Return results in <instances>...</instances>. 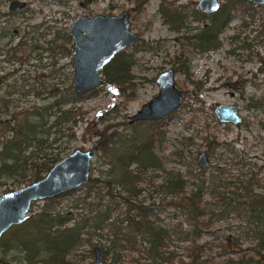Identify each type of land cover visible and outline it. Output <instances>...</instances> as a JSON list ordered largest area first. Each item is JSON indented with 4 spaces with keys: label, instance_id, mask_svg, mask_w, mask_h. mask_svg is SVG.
I'll list each match as a JSON object with an SVG mask.
<instances>
[{
    "label": "trees",
    "instance_id": "obj_1",
    "mask_svg": "<svg viewBox=\"0 0 264 264\" xmlns=\"http://www.w3.org/2000/svg\"><path fill=\"white\" fill-rule=\"evenodd\" d=\"M231 11L221 7L213 15L215 39L232 20ZM162 14L170 29L177 31V12ZM58 38L62 43L57 46ZM28 39L20 36L14 45L12 38L9 44L2 43L0 55L4 53L8 63H24L41 49ZM52 41L53 52L57 46L63 56H70L73 46L67 33ZM134 63L133 53L119 52L102 70L103 83L126 90ZM184 63L175 71L188 74ZM7 75H0V187L9 180L19 186L39 180L63 158L61 143L74 138L71 126L83 116L77 104L95 91L75 93L70 75L60 83L39 82L36 87L5 85ZM28 95L32 102L21 107V99ZM168 118L140 122L148 124L144 132L101 134L97 146L106 154L107 168L100 176L91 172L81 186L84 192L73 197L67 208H58L56 200L76 189L43 200L38 212L11 227L0 238V264H79L92 255L94 246L99 247L104 264H264V179L254 165L246 173L237 167L242 159L232 142L204 136L207 155L217 156L223 167L207 172L196 166L198 174L188 172L187 177L179 170L165 171L158 181L154 173L165 170L158 152L164 150ZM190 163L195 166L194 156ZM234 166L239 170L236 175L229 173ZM145 189L157 193V203L156 198L145 203L141 197ZM222 222L235 229H215ZM208 235L212 238H205Z\"/></svg>",
    "mask_w": 264,
    "mask_h": 264
},
{
    "label": "rangeland",
    "instance_id": "obj_2",
    "mask_svg": "<svg viewBox=\"0 0 264 264\" xmlns=\"http://www.w3.org/2000/svg\"><path fill=\"white\" fill-rule=\"evenodd\" d=\"M10 1L0 0V29L18 32L12 37L11 45L16 44L20 36H25V40L34 38L28 39L27 42L38 43L41 49L34 52L24 63H8L5 54L2 53L0 73L9 74L5 79V85L25 83L26 87H36L39 82L46 85L60 83L69 75L71 79L73 74L71 54L63 56L61 49L57 47L62 43L61 38L57 39V46L53 52L50 49L54 44L53 38L67 33L68 27L77 16L118 15L123 11L130 13L131 30L137 35L135 44L126 49L127 52L134 54L132 81L124 91L103 83L80 100L77 105L81 108L83 116L77 118L71 126L74 138L61 143L62 157L76 148L89 149L97 144L103 133L114 132V135H118L142 130L144 132L148 124H130L129 117L143 103L157 95L156 75L169 67L175 70L180 64L179 61L184 59L188 74L175 71V86L182 94V103L164 122L166 142L164 150H160L158 156L161 157L165 170L155 171L156 179L159 181L165 175V171L179 170L185 177L188 172L197 175V155L201 151L206 152L204 136L232 142L233 148L243 161V165L239 164L237 167L246 173L249 167L254 165L258 177L264 179V107L251 111L253 116L249 120L254 123L251 124L250 130L239 125L220 123L213 114L214 106L219 103L235 105L239 110L244 106V98L241 99L239 95L243 78L249 81L246 82L247 92H252L257 100L264 102V5H253L245 0H235L237 2L219 0L222 9L232 10L230 12L232 20L220 34V46L204 55H197L191 48L184 47L186 49L181 59L176 60L182 51L176 37L185 34L190 36L194 32L193 27L199 26L192 17L197 0H176L173 3H166L165 0H141L144 3L138 9L134 0H22L26 2L25 7L17 10L14 15L8 12ZM167 10L176 11L180 16L179 21L182 19L188 29L171 30L162 16V12ZM248 14H251L252 18ZM243 21L246 22L245 26L242 25ZM230 36L239 38L233 41L229 39ZM244 36L246 42L258 36L260 43L256 47L237 49L235 54L230 53L242 42ZM196 81L200 82L198 89L193 85ZM254 83L259 87L255 88ZM30 99L31 95L21 99V107L29 105L32 102ZM112 139L115 140V136ZM192 156L195 157V166L190 163ZM207 159L208 166L205 168L207 172H214L217 168L223 167V161H219L217 156ZM107 165L106 154L99 148L92 161V175L100 176V172L104 171ZM237 167L230 168L229 173L238 174ZM22 186L9 180L0 187V195ZM144 186L148 188L147 185ZM83 192L84 188L79 187L72 195L58 197L56 205L58 208H67L71 205L72 198ZM141 197L146 198L145 203L154 198H156L154 202L157 203L159 198L157 193H150L148 189H145ZM43 205V200L34 202L31 215L38 212ZM227 226L231 227L229 231L235 229V225L231 223L228 225L226 222L217 224L215 229H224ZM205 238L211 239L212 236L208 235ZM93 255L92 253L91 256L85 257L79 264H93Z\"/></svg>",
    "mask_w": 264,
    "mask_h": 264
},
{
    "label": "water",
    "instance_id": "obj_3",
    "mask_svg": "<svg viewBox=\"0 0 264 264\" xmlns=\"http://www.w3.org/2000/svg\"><path fill=\"white\" fill-rule=\"evenodd\" d=\"M170 1V0H168ZM253 5H264V0H245ZM200 8L207 13L220 8L218 0H200ZM25 2L12 0L9 11L22 8ZM72 43L71 78L72 90L85 95L103 84L102 70L116 54L131 46L137 35L130 28L129 13L118 15L96 14L74 18L68 27ZM158 93L143 103L129 117V122L157 121L168 117L179 108L182 94L175 86V70L172 67L160 71L155 78ZM213 113L220 123L237 125L241 122L238 108L232 104H216ZM99 149L97 144L89 149H74L67 156L53 164L42 178L18 189L0 195V237L9 228L24 223L30 218L32 204L36 201L56 197L66 191L85 185L91 176L92 161ZM199 168L208 166L206 153L197 155ZM93 264H104L100 249L93 247Z\"/></svg>",
    "mask_w": 264,
    "mask_h": 264
},
{
    "label": "flooded vegetation",
    "instance_id": "obj_4",
    "mask_svg": "<svg viewBox=\"0 0 264 264\" xmlns=\"http://www.w3.org/2000/svg\"><path fill=\"white\" fill-rule=\"evenodd\" d=\"M175 1L176 0H170V1L165 0L166 3H173ZM231 1H235V0H231ZM134 2L137 4V6H135L136 9H138V7L141 8L142 4L144 3V1H141V0H134ZM199 2H200V0H197V2L195 3L194 11L192 13L193 19L195 20V22L197 24H199V26L195 25L193 27L194 32L190 36L185 34V35H181V36L176 37L177 43L182 47V51L180 52L181 54L177 56L179 58V60L181 59V55L184 54L183 51H185V49L187 47L191 48V50L197 55H204V54H206V52L215 50L216 48H218V46H220L219 37H220L221 33L219 34V36H216V39L214 36L211 35V32H212L211 23H212L213 15L215 14V12L207 13L206 11L202 10L200 8ZM25 5H26V2H25ZM8 7H9V4H8ZM221 7L222 6L220 4V8ZM220 8H219V10H220ZM21 9H23V7L22 8H16L12 12H10L8 9V12L10 15H14V13L17 10H21ZM219 10H217L216 12H218ZM179 19H180V16H179ZM129 21H130V13H129ZM177 26H178L177 31H179L180 29H188V26H185L183 24L182 19L180 21H178ZM130 28H131V26H130ZM17 34H18V32H16V30H14L13 32H6V31H4V29H0V38L2 36H4L0 39V46L2 43L5 44L6 42H8L7 44H9L11 42L10 39L13 36H16ZM238 38H239V36H230L229 39L234 41ZM136 41H137V38H136ZM246 41L247 40L244 36L242 39V42H240V44L238 46H235V49L231 50L230 53L235 54L237 49L241 50V49H247L249 47L252 48V46L256 47L260 43V39H258V36H254L253 40H250L248 42H246ZM135 42L131 46H133L135 44ZM214 42L216 43V47H213ZM131 46H129V47H131ZM184 47H186V48H184ZM183 60L184 59H182V61L180 63H182ZM0 61H1V59H0ZM0 71H2V69H0ZM1 74H3V73H0V75ZM253 75L255 76V74H253ZM254 76H253V78H254ZM246 82H249V81L243 78L241 81L240 87H239V95H240L241 99L244 98L245 104L240 110L238 109V114L241 117V122L237 125L242 126L243 129L250 130L251 124L254 123V122H252V120H249L253 116V114H251L252 113L251 111L254 109H257L261 106L264 107V102H262L261 100H257V98H255L256 96H254L252 94V92L251 93L247 92V90L245 89L246 88ZM193 85H195V89H198L200 87V82H197V81L193 82ZM254 86H255V88L259 87V85L256 83H254ZM165 118H168V117H165ZM140 122H154V121H138V122H131V123L129 122V123L133 124V123H140ZM227 124H229V123H227ZM263 126H264V124H263ZM206 156H207V158L209 157L207 155V153H206ZM242 163H243V161H242ZM9 230H10V228L7 231H5L2 234V236L4 237V235H6Z\"/></svg>",
    "mask_w": 264,
    "mask_h": 264
}]
</instances>
